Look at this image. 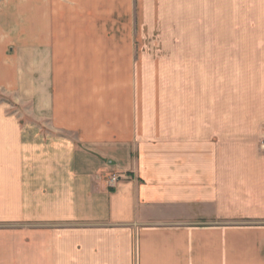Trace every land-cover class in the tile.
<instances>
[{"label": "crops", "instance_id": "crops-1", "mask_svg": "<svg viewBox=\"0 0 264 264\" xmlns=\"http://www.w3.org/2000/svg\"><path fill=\"white\" fill-rule=\"evenodd\" d=\"M176 1L0 0V264H264V27Z\"/></svg>", "mask_w": 264, "mask_h": 264}, {"label": "rangeland", "instance_id": "rangeland-1", "mask_svg": "<svg viewBox=\"0 0 264 264\" xmlns=\"http://www.w3.org/2000/svg\"><path fill=\"white\" fill-rule=\"evenodd\" d=\"M188 0L176 1L167 4L169 8L178 12L182 7V12L187 14ZM184 9H186L184 11ZM213 25H220L221 13L223 17V25L226 22L228 26H256L264 27V0H213ZM185 18V17H184ZM185 25H188V18ZM183 25V24H182ZM2 92V91H0ZM0 100H11L7 95L0 93ZM264 136L262 138L263 147ZM264 148V147H263Z\"/></svg>", "mask_w": 264, "mask_h": 264}, {"label": "built area", "instance_id": "built-area-1", "mask_svg": "<svg viewBox=\"0 0 264 264\" xmlns=\"http://www.w3.org/2000/svg\"><path fill=\"white\" fill-rule=\"evenodd\" d=\"M263 147H264V141H263ZM119 177L118 176H116V175H113L111 178H110V184L111 185H115L118 181H119Z\"/></svg>", "mask_w": 264, "mask_h": 264}]
</instances>
